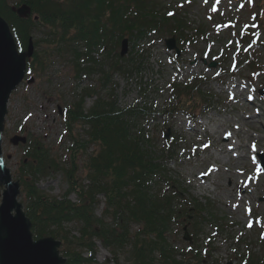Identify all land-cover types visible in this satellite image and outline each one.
<instances>
[{"label":"rangeland","instance_id":"obj_1","mask_svg":"<svg viewBox=\"0 0 264 264\" xmlns=\"http://www.w3.org/2000/svg\"><path fill=\"white\" fill-rule=\"evenodd\" d=\"M158 1L157 4L147 0L146 8L162 11L163 15L168 8L182 13L183 18L173 20V25L183 19L182 26H185L179 33L183 34V40L193 37L195 43L191 41L188 47L183 46L184 50L181 49L176 57V49L169 51L164 46L171 38L169 34H154L149 40L145 38L135 43L125 39L126 48L122 42L114 43L99 35L97 46L102 48L97 51L109 50L110 56L92 52L90 57L103 70L108 71L116 61H121L123 68L126 63L134 65L128 74L114 73L109 88V85H102L97 75L75 79L74 56L70 50L75 47L81 54L87 53L84 44L63 47H68L66 55H45L44 71H35L25 77L9 98L0 154L12 181L19 183L17 201L24 211L27 200L20 183L23 148L28 145L26 141L32 140L49 151V158L63 171L38 176L36 188L48 199L60 200L68 189L64 170L68 167L65 150L70 143L64 134V123L58 110L62 112L79 97H84V109L87 111L97 98H107L110 91L120 109L149 107L154 115L139 127L148 133L154 152L162 158L167 172L166 183L173 185L167 189L164 184H159L156 192L169 195L172 189H176L182 203L190 202V207L196 203L199 209L204 210L203 218L211 223H204L198 220L200 216L192 214L201 227L196 242L198 246L195 248L194 245L193 251L199 248L197 254L201 255L202 249L209 253L203 264H240V255H245L246 249L259 255L262 252L257 224L259 220L264 221V169L259 166L258 159V155H264V99L259 95L261 90L264 91V27L252 30L259 15L255 5V8L250 5L252 0H207V3L205 0ZM15 3V0H7L8 7L15 6ZM246 28L254 37L253 41L250 40L253 46H238L240 34ZM199 29H202L201 34L195 32ZM48 34L49 28H40L39 32L31 34L26 45L27 49L31 42L30 60L36 51L47 50L45 40ZM36 42L39 44L37 48ZM174 44L179 47L176 39ZM122 52L124 54L120 57ZM83 61L85 63L86 59ZM211 62L216 64L213 69L209 68ZM79 63L84 65L82 61ZM26 80H30L28 84ZM193 82L199 96L195 100L197 109L190 113H175L170 106L177 100L175 95L172 96L170 86L191 85ZM88 92L94 95L84 96ZM167 131L169 136L165 138ZM75 132L77 136L82 133L78 127ZM14 137L25 139V144L11 145L10 140ZM167 142L172 143L175 149L170 156L163 151ZM93 150L96 147L88 149L86 157ZM84 161L83 154L77 161L76 172L82 185L87 184ZM2 192L3 186L0 185V199ZM68 199L72 203L78 202L74 194ZM96 199L99 204L94 209V216L100 219L104 200L101 196ZM189 217L192 218L191 215ZM180 223L174 224L170 238H167L177 261L184 260V249L188 246L182 240ZM216 226L222 233L212 234ZM62 228L69 237L80 238V225L67 224ZM135 231L136 228L132 233ZM207 238L210 241L206 248ZM32 239L36 241L33 235ZM51 239L60 243V252L62 242ZM237 239L243 242L238 251L234 247ZM245 244L249 248L244 247ZM94 246L96 264H130L129 248L117 251L115 255L104 249L98 240L94 239ZM190 254L196 257L195 252ZM89 256L86 250L82 251L83 259ZM154 257L158 259L156 254Z\"/></svg>","mask_w":264,"mask_h":264},{"label":"trees","instance_id":"obj_2","mask_svg":"<svg viewBox=\"0 0 264 264\" xmlns=\"http://www.w3.org/2000/svg\"><path fill=\"white\" fill-rule=\"evenodd\" d=\"M15 1L16 6L25 4L30 8L28 16L18 17L8 7L7 0H0V17L8 24L19 52L25 51L31 34L39 32L40 28H49L48 41L45 40L47 50L34 53L27 72L42 73L45 55H66L68 47H63L84 44L89 51L86 54L76 51L75 47L70 50L74 56L75 79L97 75L102 85H109L108 88L114 73L128 74L134 65L126 63L123 68L119 61L121 63L115 62L108 71L100 65L96 66V63L95 66L82 67L78 63L81 55L93 62L91 50L98 44L101 34L102 38L107 37L110 41L117 37L119 40L128 38L135 43L145 38L150 30L157 31L159 28L157 11L146 8L140 0ZM133 7L136 11L132 12L134 16H128ZM169 21L162 17L165 25ZM34 45L37 48L39 44L36 42ZM84 94L94 95L93 92ZM173 94L177 101L170 106L171 109L179 112H194L197 109L193 88L175 87ZM153 115L149 107L120 109L112 91L107 98H97L87 111L84 109V97L69 105L62 117L70 142L65 150L68 167L64 170L68 189L60 200L42 195L36 188V178L47 172L63 170L49 158V151L28 140L20 164V183L27 200L24 214L31 223L34 240H60V254L66 258V264H95L94 239L115 255L117 251L129 248L130 264H203L206 257L190 256V251L184 260L177 261L167 239L174 224L177 221L182 224L184 220L187 223L189 215L192 216L191 231L195 238L201 227L192 214L200 216L198 220L202 222L209 221L203 218V210L197 204L190 208L188 202L182 203L178 190L172 189L169 195L156 192L155 189L162 184L167 189L173 185L166 183L167 172L162 158L157 157L150 137L139 127ZM76 127L82 132L78 136L75 134ZM91 147H96V150L86 157ZM168 152H171L169 148ZM83 154L86 185H82L76 176L77 161ZM71 194L76 196L77 203L69 201ZM98 196L104 200L100 219L94 216V209L99 204ZM67 224L80 225L79 239L69 237V233L63 230V225ZM134 228L137 231L132 233ZM262 247L260 258L248 251L244 264H264V242ZM83 250L90 254L89 259L81 257ZM155 254L158 259H155Z\"/></svg>","mask_w":264,"mask_h":264},{"label":"water","instance_id":"obj_3","mask_svg":"<svg viewBox=\"0 0 264 264\" xmlns=\"http://www.w3.org/2000/svg\"><path fill=\"white\" fill-rule=\"evenodd\" d=\"M29 12L26 6L16 11L20 18H26ZM123 47L126 48V42H123ZM31 55L30 41L25 53H17L9 28L0 18V133L3 131L10 95L22 82L25 60ZM10 143L13 146L19 143L24 145L25 139L14 137ZM0 185L3 186L0 200V264H65V260L59 257V242L51 238L33 241L30 221L17 201L19 183L12 181L9 171L2 165Z\"/></svg>","mask_w":264,"mask_h":264},{"label":"snow or ice","instance_id":"obj_4","mask_svg":"<svg viewBox=\"0 0 264 264\" xmlns=\"http://www.w3.org/2000/svg\"><path fill=\"white\" fill-rule=\"evenodd\" d=\"M205 2L207 3V0H205ZM169 15H172V13H169ZM252 148L255 151V148H256L255 144L252 145ZM249 227H251V225H249ZM262 238H264V236H262Z\"/></svg>","mask_w":264,"mask_h":264},{"label":"bare ground","instance_id":"obj_5","mask_svg":"<svg viewBox=\"0 0 264 264\" xmlns=\"http://www.w3.org/2000/svg\"><path fill=\"white\" fill-rule=\"evenodd\" d=\"M232 149H234V148H232ZM232 149H231V150H232ZM230 190H231V189H230Z\"/></svg>","mask_w":264,"mask_h":264}]
</instances>
